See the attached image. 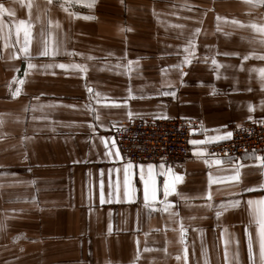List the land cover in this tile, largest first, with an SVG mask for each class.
Instances as JSON below:
<instances>
[{
	"label": "crops",
	"instance_id": "1",
	"mask_svg": "<svg viewBox=\"0 0 264 264\" xmlns=\"http://www.w3.org/2000/svg\"><path fill=\"white\" fill-rule=\"evenodd\" d=\"M60 3L64 0L53 5L0 0V264H183L176 257L183 258L185 249L188 264H204L206 257L210 264H224L225 246L229 264H237V252L239 264H249V251L261 264L264 223L256 221L264 219V205L254 212L246 206L229 208L217 219L214 213L222 208L192 197L207 190L209 172L227 177L236 163L219 159L216 164L218 158L207 156L206 147L227 141L220 134L233 125L264 119V0H86L90 6H71L70 11L91 20L72 19ZM25 22L32 25L34 69H28L17 43ZM41 32L50 33L47 38L60 54L36 56ZM189 42L197 48L185 52ZM125 52L127 59L118 61ZM189 60L181 70L179 65ZM128 61H138L130 72L113 67ZM53 62L87 64L88 72L82 79L72 70L41 67ZM16 87L21 91L13 98ZM37 96L41 103L65 106L33 112ZM47 114L50 120L38 119ZM163 116L168 118H154ZM141 118L198 121L188 159L135 168L118 156L110 161L102 137L110 138L114 125ZM206 136L219 141L203 144ZM198 151L205 155H194ZM243 157L238 162L249 165L241 169L244 183L255 186L260 161ZM161 165L184 176L176 188L188 201L168 197L178 204L179 215L162 204L156 205L161 210L145 207L156 192L163 200ZM211 190L219 205L235 199L239 187L222 182ZM260 198L264 191L243 196L245 201ZM102 200L112 202L101 205Z\"/></svg>",
	"mask_w": 264,
	"mask_h": 264
},
{
	"label": "snow or ice",
	"instance_id": "2",
	"mask_svg": "<svg viewBox=\"0 0 264 264\" xmlns=\"http://www.w3.org/2000/svg\"><path fill=\"white\" fill-rule=\"evenodd\" d=\"M46 3H47V5H53L54 3L57 4L58 0H46ZM74 4L75 5L82 4L85 7L90 6L88 3H86V0H64V3H60L59 4V7L61 9H63L65 12H67L68 16L71 17L72 19H76V18L84 19V20L94 19V17L81 16L79 13L70 11L71 6L74 5ZM50 10H51L50 7L46 9V11H50ZM184 10H186V9H184ZM187 10H190V9H187ZM151 11H152L154 17H157V18L159 17L160 13L157 12V10H156L154 5H153V8H152ZM172 14L175 15V13H172ZM55 24H56L57 28H60V24H59L58 21ZM51 25H52V22L49 21V26L51 27ZM170 26L174 27V28H182L183 27V25H179V24H173V25H170ZM31 28H32V25L29 24L28 22H25L23 28L16 33L17 43H19V45H20V51L24 54L25 59L28 60V69H34V68L37 67L35 64L31 63L32 59L34 58L32 53H31V51H30L32 38H33L32 37V32H31ZM21 31H23V40H22V42L20 41ZM198 31H199V29H197V32ZM49 35H50V33L49 34H45L44 32L40 33L41 39L37 41L36 56H38V57H55L56 55L60 54V49L58 47L57 48H53L51 46L50 41L47 38V36H49ZM41 44H42V46H41ZM7 46H8V44L6 42L5 47H7ZM190 47L197 48V45L193 46V45H191V42H189V44L184 46V51L187 52ZM69 54L70 55H83V54L75 53V52H72V53H69ZM108 55L111 56L113 54L111 52H109ZM122 58L123 59H127L126 52H125V55L123 57H119L118 58V61L120 59H122ZM88 59L92 60V59H95V57L88 56ZM242 61H243V59H242ZM213 62L215 63V61H213ZM134 64H138V61H128L127 64H124V65H121L119 62H117V64H115L113 67H115V68L124 67L126 71L130 72L132 70ZM190 64H191V61L189 60L187 62V64H180L179 67L182 70V68L184 66H187V65H190ZM41 67L45 68V69L59 68L61 70H64L66 73L69 70H72L74 72L79 73L81 75L82 79L86 77V74L88 72V65L87 64H80V63L65 64V63H55V62H53V63L42 64ZM172 67L175 68V67H177V65H173ZM27 74H28V72L26 70L25 71V75H27ZM51 74L55 75L56 73L53 72ZM182 75L185 76V75H187V73L183 72ZM13 82L17 83V84H23L24 83L23 80H14ZM181 86L182 87L183 86H187L182 79H181ZM85 89H86L87 92L91 91V89L88 87L87 83H85ZM250 90L251 89H249V91ZM20 91H21V89L19 87H16L14 91H11V96L13 98L17 97L20 94ZM40 95L42 96V95H44V93H41ZM173 95H174V93H173ZM131 98H134V97H131ZM34 99L36 101H38V103L35 104V105H30V108H31V110L33 112L40 111L41 113H45L46 109H56L58 107H64L65 106V105H63V104H61L59 102L47 103V104L41 103V102H39V96L35 97ZM67 107L75 109L76 106L75 105H68ZM26 110H29V109L26 107ZM129 116H131V114H129ZM154 118H168V117L163 116V117H154ZM38 119L50 120L51 117L47 114V115H41L40 117H38ZM52 123L55 124L57 122L56 121H52ZM89 125H90V127H93V128L95 127L94 125H92V123H89ZM65 126H69V125H65ZM53 130H55V129L53 128ZM104 130L108 131L109 129L108 128H104ZM124 131H126V129H124ZM205 131H207V130H205ZM216 131L219 132V130H216ZM220 135L226 137L227 139H231L232 138V133L231 132L223 133V134H220ZM91 138H93V136H91ZM102 139L105 142V144H104V155H107L109 157L110 161H116V157L117 156L119 157V160H121L122 159L121 152H120L119 147L117 146V141H116L115 137L111 136L109 138L108 136H105V137H102ZM109 139H110V143H109ZM220 140H223V139H220ZM216 141H219V140L211 139V138H208L206 136L205 140L202 141V143L203 144H207L209 142H216ZM189 143H191L193 145H196V143L193 140H190ZM113 147L115 149L114 153L112 151ZM194 155L203 156V155H205V153L203 151H198V152H194ZM251 156L255 157L256 160L260 161L258 168H259V176H260L261 179L255 186H250V185H247V184L244 183V173H242L241 169L249 167V165H245V164L239 163L237 161L236 163H234L232 165L231 174L228 175L227 177L213 176V174L211 172H209L208 173V177H207V190L201 196L192 197V199H202V200H204L205 201L204 206L209 207V208L214 207V206L222 208L223 211L217 210L214 213L215 217L217 219H219L223 215V213L225 211H227L229 208H231V209H240V208L246 206L245 207L246 210H249L250 212H254V210L256 208L260 207L261 205H264V198H260L258 200L248 199L246 201L243 199V196H244L245 193L254 192V191H257V190L264 191V156H256L255 155V151H253ZM248 158H251V157L249 156L248 153H245V156L243 157V159H248ZM229 159H233L234 160L235 158H229ZM80 162H82V161H79V160H74L73 161V163H80ZM83 162H87V161H83ZM214 162L219 165V164H221L222 161L217 159ZM128 163L132 165V168L137 167L130 160L128 161ZM205 163H208V162L205 161ZM138 167H139L140 170H142V169H144L145 166L141 164ZM150 167L153 169L154 166L151 165ZM160 168H161V173L160 174L164 175V177H165L164 182H163V200L159 201L157 199V192H156L155 201L147 202L145 204V207H151L154 211L155 210H161V209H157L156 205L157 204H162V207L164 209L174 210L175 214L179 215L178 204L177 205H173L172 202L169 201L168 197L170 195H175L178 198V201L179 200H184L186 202L188 201L189 197H187L183 193L179 192L177 190V188H176V185H178L180 183H183L184 176L181 175V174L173 172V170L171 168L164 169L163 165H161ZM28 171L30 172L31 169L29 168ZM112 171H113V169L110 167L108 169L109 174H111ZM115 171L117 172V174H119L120 169L116 168ZM100 174H101V176L104 174V169H100ZM134 175H136V173L133 172V176ZM169 176L172 177L171 183L169 181ZM139 181L142 184V179H141L140 174H139ZM222 182L235 183L239 187V191L235 194V199L230 200L227 203L221 202L219 205H215L214 201H213L212 190H211L212 189V185L214 183H222ZM32 183H33V185L35 184L34 181H32ZM101 183H102V181H101ZM111 202L112 201H110V200H102V201H100V204L104 205L105 203H111ZM115 202L120 203L121 201L120 200H116ZM124 202L125 203H129V204L136 203V201H134V200H127V201H124ZM91 213H92V205L90 204L89 205V215H91ZM138 213H137V220H138ZM110 214H111V211H109V215ZM256 222H257L258 225H260V224L264 223V219L258 218ZM243 229H244L246 237H250L251 233L248 231L247 225H244ZM107 231L109 233L111 231V225L110 224L108 225ZM222 235H223V233H222ZM136 243L138 245L139 241L137 240ZM238 244H239V241H237V245ZM249 247H250V245H249ZM145 250H150V249H145ZM202 255H203V253H202ZM235 258L237 260V264H239V253L238 252L235 254ZM176 259L177 260L183 259V264H188L187 249H185V255L183 256V258L180 257V256H177ZM204 264H210V260L207 257L204 260ZM224 264H229V259H228V253H227V247L226 246H225V250H224ZM249 264H256L255 253L251 252V251H249ZM261 264H264V255H262Z\"/></svg>",
	"mask_w": 264,
	"mask_h": 264
},
{
	"label": "built area",
	"instance_id": "3",
	"mask_svg": "<svg viewBox=\"0 0 264 264\" xmlns=\"http://www.w3.org/2000/svg\"><path fill=\"white\" fill-rule=\"evenodd\" d=\"M199 130L200 124L195 120L141 118L112 126L110 134L124 161L177 163L188 159L189 141ZM231 133V139L207 146V156L234 162L245 153L251 156L253 151L256 156H264V119L233 125Z\"/></svg>",
	"mask_w": 264,
	"mask_h": 264
}]
</instances>
